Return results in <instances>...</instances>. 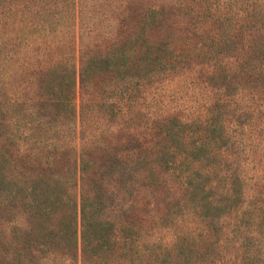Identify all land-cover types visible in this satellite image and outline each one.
<instances>
[{
    "label": "trees",
    "instance_id": "16d2710c",
    "mask_svg": "<svg viewBox=\"0 0 264 264\" xmlns=\"http://www.w3.org/2000/svg\"><path fill=\"white\" fill-rule=\"evenodd\" d=\"M6 1L0 0V6ZM18 2L23 9L21 15L34 17L39 22L42 42L48 31L73 34L76 39L70 40L65 51L59 47L49 67L37 72L36 87L42 93L65 90L70 97L49 100L40 96L33 101H6V107L0 101V151L6 147L10 150L8 157L18 161L8 165L0 162V219L12 224L0 252V264H67L78 256V232L81 264H98V261L108 264L107 260L116 264H245L247 260H256L255 264H262L261 233L251 227L243 232L237 223L243 216L252 219L250 224L257 222L264 206H241L232 202L230 210L229 203L235 194L241 196L244 183L248 192L255 190L252 169L258 173L263 170L264 175V64L258 66L254 63L257 60L251 61L242 55L245 64L241 67L245 66V74L243 81L237 83L235 96L230 97L228 89L218 87L207 105H203L207 115L192 124L176 115L159 121L164 125L172 121L182 128L181 133L173 129L168 134L170 139L188 140L192 153L186 156L195 160L187 163V167L193 166L185 169L180 190L196 199L190 202L184 199L181 203L177 200L170 207L166 204L164 213H159L161 209L155 202L150 210L136 207L135 211L122 213L117 224L119 231L113 239L117 249L109 248L113 225L100 220L90 208L92 198L87 193L89 176L85 164V157L94 155V149L89 151L92 147L89 144L103 142L109 135L103 130L92 136L94 139L88 144L82 139L75 87L79 83L82 101L88 98L87 104L91 99L95 102V95L89 89L103 72L102 66L105 71L115 68L120 72L134 65L137 71L149 62L148 58L138 57L142 46H127L131 28L123 19L130 17L131 9L122 2L116 16L117 31L111 37H103L94 21H83L81 0L79 6L75 0ZM136 8L144 9L141 5ZM139 14L141 18L143 13ZM45 45L55 47L49 41ZM111 48L115 53L109 52ZM224 110L228 113L222 114ZM191 128H195L192 133L197 141L191 142L193 135L188 131ZM163 134L154 133L157 138ZM219 142L221 146H217ZM143 143L149 146L152 141L146 138ZM143 149H134L132 153L139 156ZM159 152L168 153L167 150ZM65 158H68L66 163ZM6 166L11 170L6 172ZM182 171L181 167L179 176ZM168 176L171 175L168 173ZM234 185L239 190L233 189ZM200 195L203 197L199 198ZM224 204L227 212L223 214L234 212L225 226L220 217L214 216L221 214L220 207ZM204 211L212 213V217L203 220L202 217H207ZM168 218L170 224L165 225L164 220ZM158 226H165L167 239L161 237L163 231ZM0 235L4 236L3 232ZM244 240L251 242L248 246L251 249L244 247ZM233 242L238 248L228 252V243ZM215 250L217 255L213 256Z\"/></svg>",
    "mask_w": 264,
    "mask_h": 264
},
{
    "label": "rangeland",
    "instance_id": "374dc122",
    "mask_svg": "<svg viewBox=\"0 0 264 264\" xmlns=\"http://www.w3.org/2000/svg\"><path fill=\"white\" fill-rule=\"evenodd\" d=\"M18 1L7 0L5 5L0 6L2 105L6 107V101L38 100L40 96L49 100L70 97L71 94L65 90L42 93L41 88L36 87L39 81L37 72L49 67L51 60L57 56L58 48H65V51L70 40L76 39V36L48 31L42 42L39 22L34 17L20 14L23 9ZM75 2L79 6L80 0ZM122 2L131 9L130 17L123 19V23L131 28L127 46H142L139 47L138 57L148 58L149 62L137 71L134 65L128 66L130 70L121 69L120 72L115 68L105 71V66H102L100 71L103 72H100L93 88L89 89V93L93 91L95 95V102L91 99L87 104L88 98L82 101L79 83L75 87L74 99L78 125L83 127L82 139L85 143H90L94 139L92 136L98 135L100 131H108V139L96 145L89 144L92 146L89 151L94 149V155L85 157L89 176L86 188L88 196L92 198L90 208L95 210L100 220L110 221L113 225L109 248L114 249H117V245L113 239L119 231L117 224L122 213L135 211L136 207L150 210L154 202L161 209L159 213H164L166 204L170 207L177 200L181 203L184 199L189 202L196 199L194 195H190V199L189 194L180 190L185 169L189 170L193 166L187 167V163L191 159L195 160L186 156L190 151L188 140L179 142L177 138L170 139L168 134L173 133V129L181 133L182 128L172 121L166 125L159 121L176 115L192 124L202 115H207L203 105H207L218 87L228 89L230 97L235 96L237 83L243 81L245 74V66L241 67L245 64L242 55L248 60H257L254 63L258 66L264 64V0H81L83 21H94L100 29V36L111 37L119 27L116 16L119 15ZM139 5L144 9L136 8ZM139 13H143L141 18ZM54 36L57 37L51 38ZM48 41L55 47L46 46ZM86 41L90 42L89 39ZM109 52L115 53L113 48ZM41 53H44V57H41ZM225 113L228 111H222V114ZM194 130H188L193 135L191 142L197 139L192 133ZM159 132L164 133L163 136L155 137L154 133ZM136 134L138 136H134ZM146 138L152 141L149 146H144L143 140ZM221 145L219 142L217 146ZM137 148L145 150L137 156L132 153ZM162 150L168 153L159 152ZM9 154L10 150L6 147L0 151V162H6L5 165L18 162L15 157H8ZM116 154L119 156L116 157ZM67 159H64L65 163ZM9 167H5L6 172L11 170ZM181 167L183 171L179 176ZM250 174L255 176V182L260 186L256 185L254 191L248 192L244 183L241 196L235 194L230 200V210L232 202L241 206H264L263 170L258 173L252 169ZM183 181L187 183L188 180ZM232 188L239 190L238 185ZM178 191L179 195L176 194ZM209 194L207 192L206 196ZM222 207L221 214L214 216L220 217L225 226L234 212L228 210L229 213L223 214L227 212V205ZM204 212L207 217H202L203 220L213 215ZM258 215L257 222L252 224V219L243 216L237 226L243 227V232L248 227L253 228L261 233L264 240V211ZM164 221L165 225L170 224L169 218ZM20 222L24 225L23 220ZM11 226L10 222L0 219V232L4 235H0V252L4 249V241ZM158 227L163 231L161 237L167 239L169 235L166 234L165 226ZM233 243H228V252L238 248ZM242 244L247 249L252 248L248 247L251 244L249 240H244ZM80 247L78 232V256H74L67 264H81ZM262 253L264 255V246ZM216 255L215 250L213 256ZM262 260L264 264V258ZM107 263L116 264L110 260ZM255 263L256 260H247L245 264Z\"/></svg>",
    "mask_w": 264,
    "mask_h": 264
}]
</instances>
